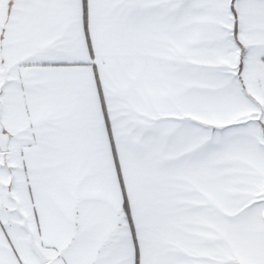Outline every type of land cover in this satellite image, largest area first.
I'll return each instance as SVG.
<instances>
[{
    "label": "snow or ice",
    "instance_id": "6c2138e0",
    "mask_svg": "<svg viewBox=\"0 0 264 264\" xmlns=\"http://www.w3.org/2000/svg\"><path fill=\"white\" fill-rule=\"evenodd\" d=\"M0 264H264V0H0Z\"/></svg>",
    "mask_w": 264,
    "mask_h": 264
}]
</instances>
